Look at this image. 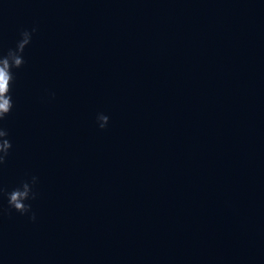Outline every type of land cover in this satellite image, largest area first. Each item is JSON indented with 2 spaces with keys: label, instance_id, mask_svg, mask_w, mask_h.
Returning <instances> with one entry per match:
<instances>
[{
  "label": "water",
  "instance_id": "water-1",
  "mask_svg": "<svg viewBox=\"0 0 264 264\" xmlns=\"http://www.w3.org/2000/svg\"><path fill=\"white\" fill-rule=\"evenodd\" d=\"M33 25L0 264H264V0H2L0 50Z\"/></svg>",
  "mask_w": 264,
  "mask_h": 264
},
{
  "label": "clouds",
  "instance_id": "clouds-1",
  "mask_svg": "<svg viewBox=\"0 0 264 264\" xmlns=\"http://www.w3.org/2000/svg\"><path fill=\"white\" fill-rule=\"evenodd\" d=\"M38 30V25H33L30 29H21L14 47L8 48L6 51L0 50V169L6 165L14 149L9 130L3 122L15 108L13 89L16 84V74L25 67V50L32 44ZM45 99L51 102L55 99V93L46 92ZM95 123L99 130L104 131L109 125V117L98 113ZM38 184V176L26 174L10 190L0 185V198L6 199L9 210L35 223L37 214L33 204L38 199Z\"/></svg>",
  "mask_w": 264,
  "mask_h": 264
}]
</instances>
